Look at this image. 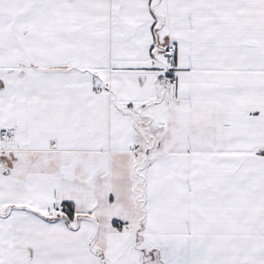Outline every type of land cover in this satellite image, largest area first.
I'll return each instance as SVG.
<instances>
[{
	"label": "snow or ice",
	"instance_id": "obj_1",
	"mask_svg": "<svg viewBox=\"0 0 264 264\" xmlns=\"http://www.w3.org/2000/svg\"><path fill=\"white\" fill-rule=\"evenodd\" d=\"M0 264H264V0H0Z\"/></svg>",
	"mask_w": 264,
	"mask_h": 264
}]
</instances>
